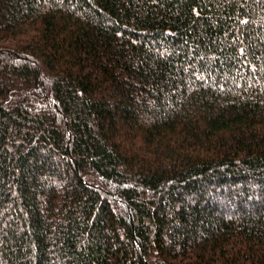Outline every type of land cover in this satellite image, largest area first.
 Returning <instances> with one entry per match:
<instances>
[{"label":"trees","instance_id":"trees-1","mask_svg":"<svg viewBox=\"0 0 264 264\" xmlns=\"http://www.w3.org/2000/svg\"><path fill=\"white\" fill-rule=\"evenodd\" d=\"M0 264H264V0H0Z\"/></svg>","mask_w":264,"mask_h":264}]
</instances>
